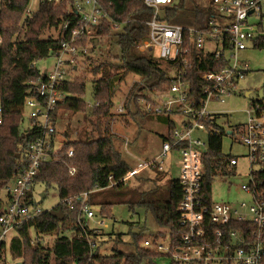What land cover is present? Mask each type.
Wrapping results in <instances>:
<instances>
[{
    "label": "built area",
    "instance_id": "built-area-1",
    "mask_svg": "<svg viewBox=\"0 0 264 264\" xmlns=\"http://www.w3.org/2000/svg\"><path fill=\"white\" fill-rule=\"evenodd\" d=\"M43 1L65 6L71 18L52 27L58 30L56 40L60 39L58 51L51 54L55 58L54 66L40 70V77L33 83L36 95L28 96L22 107L23 118L24 111L28 110L29 127L25 132L35 131L36 137L22 152L11 180L1 189L6 192L7 201H0V264H9L10 244L19 230L45 213L33 202V189L42 167L59 159L62 145L55 147L56 125L58 111L64 107L67 97L61 86L72 79L67 75L78 72V62L97 50L100 39L94 36V31L102 21L110 19L100 0ZM143 1L153 10V15L147 23L149 33L137 50L172 66L170 81L161 90L146 93L148 98L139 99V103L143 104L141 110L145 113L169 118L173 127L171 140L161 141L157 156L141 161L125 176L116 181L109 177V186L125 185L146 170L163 172L165 161L177 156L180 167L177 179L181 187L177 205L182 229L181 245L173 247L168 232L164 237L147 236L150 239L145 238L142 246L169 254L174 264H264V189L258 188L263 181L257 180L264 171V103L261 100L254 101L246 111L247 120L239 124L242 125L240 131H236L237 125L228 130L223 128L224 137L237 135L238 143L245 149L249 180L240 189L247 195V201L234 206L213 202L212 189L209 196L204 190V161L209 152L208 135L211 132L206 123L217 116L207 111V104L210 99L224 102L225 97L235 94L238 80L250 72L249 64L239 54L264 33V0H213L216 16L210 20L207 30L171 25L160 20L162 8L174 0ZM32 15L26 10L23 21L31 19ZM192 51L225 62L220 70L203 74L205 87L200 97L192 92L188 80ZM124 113L122 102L114 116ZM2 122L0 105V125ZM196 129L206 134L205 141L193 137ZM124 142L126 145L128 140ZM63 156L70 158L72 150ZM237 164V158L230 156L228 167L234 168ZM68 169L70 175L75 174L74 167ZM218 177L224 176L215 179ZM87 196L88 192H84L62 202L69 210L74 208L76 201L79 203L78 223L95 216L87 204ZM102 224V220L96 221L97 226ZM88 229L96 234L101 232L99 227L90 229L88 226ZM89 245L94 246V243L89 240Z\"/></svg>",
    "mask_w": 264,
    "mask_h": 264
},
{
    "label": "trees",
    "instance_id": "trees-1",
    "mask_svg": "<svg viewBox=\"0 0 264 264\" xmlns=\"http://www.w3.org/2000/svg\"><path fill=\"white\" fill-rule=\"evenodd\" d=\"M100 1L110 19L102 21L96 27L94 36L105 39L112 35L113 30L121 28L116 41L119 54L115 56L116 62H103L91 70L94 78V104L88 120L89 132L85 130L75 140L65 141L61 146L59 159L45 164L35 181L45 189L54 188L58 192L60 202L53 210L60 211L63 217L59 220L45 212L35 221L24 225L11 241L10 254L14 261L9 264H156L161 258L170 259V255L144 248L142 243L145 235L157 238L164 237L169 232L172 246L181 245L182 229L177 211L181 187L178 179H170L164 185H159L157 178L163 176V172L156 171V178L150 180L137 175L125 185L109 186V177L116 181L132 170L115 150L110 131L114 116L111 112L114 107L113 98L118 86L128 75L139 78L123 101L125 113L121 116L133 120L156 119L167 128V132L160 135V140L170 141L173 127L169 118L145 113L140 109L139 99H147L146 93L161 90L170 81L172 65L137 50L149 33L147 23L153 15V10L143 0ZM29 2L30 0H2L0 7V105L3 109V122L0 125V190L11 180L22 152L36 137L35 131L25 132L21 127L25 99L36 95L33 83L40 77V70L34 64L46 60L60 47V39L41 40L40 36L45 29L71 18L65 6L41 0L31 19L23 21ZM212 2L213 0H174L162 8L160 20L171 25L207 30L210 20L216 16ZM251 46L264 49V33ZM224 64L223 60L215 61L210 55L204 56L203 53L192 51L188 68L192 92L200 97L205 87L203 74L218 71ZM86 80L83 74H77L61 86V91L67 95L63 106L72 112H87V104L83 101ZM206 126L211 131L208 135L209 152L204 161V190L209 196L215 177L231 176L234 169L228 167L230 155L223 154L221 150L225 131L218 123V115L208 121ZM235 129L240 131L242 125H237ZM69 150H72V156H63ZM70 166L76 169L74 175L69 173ZM137 179L151 182L150 187L143 189L141 185L132 186L131 182ZM257 180L263 181L258 188L264 189V171L258 175ZM84 192H88V206L97 210L101 218H110L112 207L126 205L134 214L136 209L144 210L145 216H150L152 223L165 232L149 233L148 221H145L138 225L137 232L131 234L129 251L114 248L112 254L102 255L99 241L103 236H108L109 240L118 245L122 243L121 235L113 232L94 233L88 229V221L85 219L78 223L77 201L72 210L62 203L63 200L75 198ZM30 231L37 236L57 231L60 236L55 239L51 248L44 249L40 243L32 241ZM69 231L73 235L65 236ZM89 240L94 246L89 245Z\"/></svg>",
    "mask_w": 264,
    "mask_h": 264
},
{
    "label": "rangeland",
    "instance_id": "rangeland-1",
    "mask_svg": "<svg viewBox=\"0 0 264 264\" xmlns=\"http://www.w3.org/2000/svg\"><path fill=\"white\" fill-rule=\"evenodd\" d=\"M41 0H30L27 11L30 14H34L40 5ZM2 0H0V7ZM121 32V28L113 30L112 35L108 38H101L96 51L91 53V56L87 59H81L78 62V72L72 76L67 75V78H74L75 75H84L86 80L85 92L83 101L87 104V112L79 113L72 112L66 107H62L58 111V120L56 125L55 134V147L60 146L65 141H72L81 135L85 130L89 132L88 120L90 119L91 108L94 104V83L91 70L98 64L103 62H116L115 56L119 54V48L117 46V35ZM58 37V30L55 28L45 29L41 36V40L49 38L56 39ZM158 52L155 51V54ZM240 58L245 60L250 66V72L240 78L236 85L235 94L225 97L224 102L210 99L207 104V111L212 114L218 115L219 125L228 130L229 127L234 125L243 124L247 120L246 111L250 109L254 101L261 100L264 103V49H256L251 45L247 49L239 54ZM55 58L50 55L46 60L40 61L37 64L39 69H52L54 66ZM112 71V70H111ZM114 72V71H112ZM99 74L96 75L98 77ZM95 77V78H96ZM139 78L135 75H128L126 79L118 86L113 98L114 107L111 112L116 114L118 106L128 96L133 86L138 82ZM263 89V98H259V92ZM143 108V104L140 105V109ZM114 117V118H113ZM111 119L110 131L113 134V145L116 151L121 154L122 159L131 167H137L141 161L145 159L157 156L160 152L161 140L160 135L167 132L166 126L159 123L156 119L151 121H145L142 118L133 120L121 115L113 116ZM22 130L28 129V110L24 111V118L22 122ZM194 138H200L203 141L207 138L206 134L198 129L193 132ZM128 140L125 145L124 140ZM238 136L234 137L225 136L222 140V153L225 155L234 156L237 158V166L234 167V174L231 176H224L216 178L212 183V200L213 202H226L231 205H237L241 201H247V195L240 189L242 184H245L249 180V166L245 157V149L238 143ZM164 171L163 176L157 178L159 185H164L167 180L177 179L179 177V158L174 156L171 160H166L163 164ZM140 178L150 179L156 178L155 171L146 170L139 176ZM132 186L148 189L151 182L133 180ZM44 195V199H42ZM6 192L0 190V201L6 203ZM33 202L43 212H49L56 207L60 200L58 192L54 188L45 189L43 185L36 184L33 189ZM94 219L89 221V228L99 227L100 233L120 234L122 243L115 245L112 240H109L108 236H103L99 241L100 251L102 255H110L114 248L121 251H129L131 240V234L137 232L139 226L145 221H148L147 228L151 234H158L159 232H165L161 227H158L152 223L150 216H145L144 210L136 209L135 214L126 205L114 206L111 209L110 218H101L97 210ZM96 220H102L101 226L96 225ZM31 239L33 242L40 243L44 249L51 248L55 239L60 234L55 231L50 235L37 236L30 231ZM65 236L71 237L72 232H66ZM149 236V235H148ZM145 238L147 236L145 235ZM147 239H150L147 238ZM101 241H103L101 243ZM8 263L13 262L11 255L7 257ZM143 264H146L145 262ZM156 264H171L170 259L161 258Z\"/></svg>",
    "mask_w": 264,
    "mask_h": 264
},
{
    "label": "water",
    "instance_id": "water-1",
    "mask_svg": "<svg viewBox=\"0 0 264 264\" xmlns=\"http://www.w3.org/2000/svg\"><path fill=\"white\" fill-rule=\"evenodd\" d=\"M96 43V42H95ZM259 98H263V89L260 90L259 92ZM44 195H42V199L41 201L44 199ZM49 214L52 215L53 217H57L59 220L62 219L63 214L60 211H54V210H50Z\"/></svg>",
    "mask_w": 264,
    "mask_h": 264
},
{
    "label": "crops",
    "instance_id": "crops-1",
    "mask_svg": "<svg viewBox=\"0 0 264 264\" xmlns=\"http://www.w3.org/2000/svg\"><path fill=\"white\" fill-rule=\"evenodd\" d=\"M37 64H38V63H37ZM37 64H36V67H37ZM37 68H38V67H37ZM38 69H39V68H38ZM39 70H41V69H39ZM124 141H125V140H124ZM148 159H150V158H148ZM145 160H146V159H145ZM135 168H136V167H135ZM132 169H134V168H132ZM140 174H141V173H140ZM140 174H138V175L140 176ZM149 178H151V177H148L147 179H149ZM93 211H94V214H95V216H96V211H95V209H94ZM95 216H94V218H95ZM94 218H92V219H94ZM92 219H91V220H92ZM91 220H88V219H87L88 223H89V221H91ZM96 221H97V220H96ZM157 261H158V260H157ZM157 261H156V262H157Z\"/></svg>",
    "mask_w": 264,
    "mask_h": 264
}]
</instances>
